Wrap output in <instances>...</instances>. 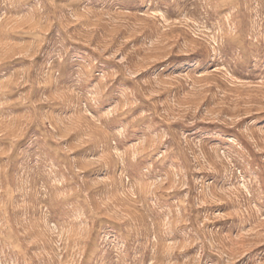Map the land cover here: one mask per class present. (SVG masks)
<instances>
[{"label": "rangeland", "instance_id": "obj_1", "mask_svg": "<svg viewBox=\"0 0 264 264\" xmlns=\"http://www.w3.org/2000/svg\"><path fill=\"white\" fill-rule=\"evenodd\" d=\"M0 264H264V0H0Z\"/></svg>", "mask_w": 264, "mask_h": 264}]
</instances>
